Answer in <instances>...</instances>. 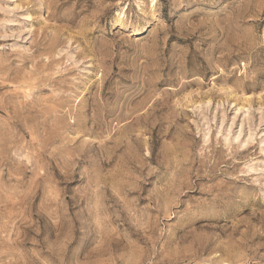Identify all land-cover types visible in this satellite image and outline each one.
<instances>
[{"label":"rangeland","instance_id":"rangeland-1","mask_svg":"<svg viewBox=\"0 0 264 264\" xmlns=\"http://www.w3.org/2000/svg\"><path fill=\"white\" fill-rule=\"evenodd\" d=\"M0 264H264V0H0Z\"/></svg>","mask_w":264,"mask_h":264}]
</instances>
